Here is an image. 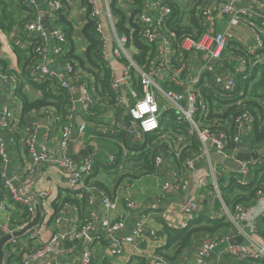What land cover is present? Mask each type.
<instances>
[{"label": "crops", "instance_id": "1", "mask_svg": "<svg viewBox=\"0 0 264 264\" xmlns=\"http://www.w3.org/2000/svg\"><path fill=\"white\" fill-rule=\"evenodd\" d=\"M0 1L6 7V16H9L13 23L8 31L0 29V72L15 78L14 81L8 82L0 77V120L1 112L4 109L10 114L9 130H0L7 154L6 163L0 159V172L3 171L8 178L15 179L18 193L32 204L35 211L36 205L39 206L40 202L38 194L46 192L47 208L40 209L41 221L34 228L40 232L38 240L47 242L55 233L68 232L74 227L78 228L90 221L91 218L96 231L102 238L100 244L92 245H89L86 240L77 242L69 239L66 242H59V245L64 247V252L56 258L43 260L41 264L64 262L76 264V260L80 258L81 249L85 247H89L91 250V264L105 262L151 264L149 256L156 254V251L166 244L164 226L182 229L190 221L180 210V205L184 201L190 200L197 205L199 212L196 217L200 215H207L211 218L220 217V189L227 188L231 179L237 182L233 176L234 169L224 164L226 159L218 156L213 147H209L207 156L203 155L195 135V146L188 150L190 145L185 141L186 136L177 135L168 129L161 135H143L138 139L129 134L127 129L131 128V120L128 110L135 101L132 94L140 96L139 75L135 69H131V78L126 84L121 85L118 95L110 90L111 79L115 76L120 77L127 65L126 60L118 59L114 55L116 38H130H128L130 42L125 44V49L128 56L134 61L140 56L142 49H148H146L145 61L142 62V65L135 62L144 69L154 70L156 82L164 89L173 87L170 82L171 69L176 66L184 64L181 73L184 81L196 77L199 65L198 54L190 51L184 54L183 62L177 61L173 53L177 36L170 28L158 33L150 47L145 46L147 42L139 35L136 42L133 41L131 25L135 24V15L143 10L155 15L158 11L155 0L141 2L136 0H97L101 10L104 11L107 8L112 14V21L104 13L100 14L99 19H93L85 0H60L62 10L55 25L64 30L65 41L62 56L50 55V66L59 75V78L68 80L73 90L81 83L86 84L92 100L91 114L86 115L79 109H72L68 100L59 108L52 104L29 111L25 116L22 112V101L18 90L21 88L31 98L30 100L39 98L40 91L33 89V86L39 81V76H37L38 73L30 76L35 62L30 63V69L24 71L23 63H19L13 51L15 48L20 50L22 60L26 59L28 62L34 55L32 44L29 43V35L23 27L25 23L33 21L35 15L31 10L25 8L23 0ZM37 1L39 17L47 30L50 31L53 25L50 24L52 20L48 21L47 7L41 0ZM169 4L173 9L169 25L183 27L187 31V35L194 38H199L206 27L212 26L216 31L225 27L226 20L218 15L221 5L218 0H169ZM207 4L212 10L208 20L201 14V10ZM121 20L123 21L121 22ZM97 23L100 25L101 34L106 38L105 56H102L103 47L101 48L99 34L95 30ZM119 24L122 26L119 27ZM123 30L128 32L127 35L123 33ZM235 35L236 45L228 49L224 58L226 60L224 70L230 74L233 72L236 56L253 44L251 30L246 25H239L235 29ZM34 59H36L35 56ZM66 63L74 68L76 74L69 76L66 73L64 69ZM254 73L255 71L250 79L254 78ZM49 84L53 95L59 97L58 81ZM245 85L246 83L242 82L241 88L245 89ZM249 87L252 88V85L249 84L247 88ZM177 91L182 90L177 89ZM203 91V103L212 113V107L216 106V98L211 88ZM74 97L75 94L73 99ZM158 99L160 103H163L161 96H158ZM255 101L257 106L254 113L259 116L263 101L259 99ZM181 105L184 106V103ZM176 116L174 111L164 112L160 123L161 129L163 130L167 123L172 124V119H175ZM67 125L72 126L67 144V156L76 162L87 157L93 159V174L85 183L89 187L103 191L111 200L117 199L116 210L106 212L96 195L93 197V202L90 203V196L93 192H82L81 195L73 193L62 180V171L54 160L61 155L59 142L62 129ZM80 125L85 126L83 134L78 133ZM32 128H35L36 142L47 147L48 161L38 165H34L30 161L21 142ZM153 136H157V144L160 143L163 162L159 166L154 164L153 173L142 174L139 168L141 161L135 157L139 154L136 150L144 149L145 153L150 150L155 139H152L151 143L147 141ZM245 139L247 142H244L243 138V141L237 145V151L227 161L235 164L236 156L242 149H247L250 153L256 152L260 154L257 159H264V147L252 141L249 142L246 137ZM179 146L183 147L180 152L184 156L182 161L178 160V156V158L170 157L165 150L168 147L176 153V148ZM193 158H196L194 171H186L185 162ZM260 165L253 167L250 173L251 178ZM210 167L214 169L219 187V197L209 186L204 189L197 188L198 180L209 172ZM174 173L187 179L188 185L185 190L175 188ZM130 181L133 182L132 187L130 190H126V184ZM163 186H165L164 190ZM127 196L134 201V209L129 210L124 206V198ZM257 198L256 196L253 203L248 204L257 209V215L253 218L255 228L262 226L264 216V209L258 206ZM58 200L61 203L56 211L53 208V203ZM0 201H4L8 205L7 213H1L0 218L3 223L9 222L10 225V218L14 210L10 207V198L3 191L1 182ZM140 211H143L147 217L142 225L143 239L136 240L141 246L143 256H131L132 252L128 246H125L122 257H111L106 248L107 237L101 227V221L106 217L111 220L123 219L127 221L126 227L122 231L123 235H127L132 230L134 220ZM230 225L229 229L223 231L221 237L217 235L194 237L191 244L177 256L175 261H171L169 264H195V255L204 242L220 239H227L228 242L229 239L237 236L236 229L231 223ZM26 239L27 236L21 237L19 245L26 244ZM227 242L218 243L207 259L208 264H236L235 258L225 254L228 247Z\"/></svg>", "mask_w": 264, "mask_h": 264}, {"label": "built area", "instance_id": "2", "mask_svg": "<svg viewBox=\"0 0 264 264\" xmlns=\"http://www.w3.org/2000/svg\"><path fill=\"white\" fill-rule=\"evenodd\" d=\"M47 7V18L52 20L51 30L42 23L38 8L37 0H23L26 9L31 10L35 18L31 22L24 24V31L29 35V43L33 47L35 56V63L32 67L30 76L38 73L39 81L41 82H55L58 81L59 91L66 92L67 98L71 103L72 109H79L84 114H91V96L87 89L86 84L81 83L73 90L67 79L59 78L50 66V55L62 56L63 44L65 41V33L62 27L56 26V21L59 19L62 10L60 0H41ZM90 9V15L93 19H99L100 14L104 13L110 21L113 17L109 10H101L98 6L97 0H85ZM141 2L143 0H136ZM158 11L155 15L147 10L137 13L134 17L135 24L139 29V37L147 42V46H151L156 40L158 33L164 32L168 29L167 24L172 15V7L169 0H155ZM220 9L218 15L226 20L225 27L216 31L212 26L204 28L199 38H194L190 35H183L176 39L173 49L174 56L177 61L183 62L184 54L194 51L198 54V70L195 78H190L184 81L181 77L184 64L176 66L171 69L170 82L171 89H164L155 80V71L144 69L128 56L125 44L130 42L128 37L116 38V46L113 49L114 55L118 59L127 61V65L123 70L120 77H113L110 81V90L115 95H118L121 85L126 84L131 76V69H135L139 75L140 96L132 94L135 98L132 106H130L128 113L131 122V128L127 132L135 139L143 135H152L158 133L161 128V118L164 112L174 111L177 116L174 121L176 124H184L188 126L189 132L194 134L202 149L203 155H208L209 147H213L216 154L222 159L230 160L237 151V145L245 138V130L247 126L253 122V114L245 105H248L249 90L251 87L245 89L241 88L242 82L250 79L253 71L257 68L264 67V0H218ZM202 16L208 20L211 17L212 10L207 4L201 10ZM246 25L250 28L252 33V46L245 49L241 54L237 55L232 74L224 70L226 63L225 55L229 48L236 45L237 38L235 29L239 25ZM96 32L99 34L101 43L102 56H105L104 47L106 38L101 34L100 25L97 23ZM169 30V29H168ZM172 32V31H171ZM52 41V43H51ZM66 73L70 76L75 73L74 68L66 63L64 67ZM76 74V73H75ZM0 77L5 81L11 82L15 78L11 75H3L0 72ZM212 89L216 98V105L220 108L212 111V116L222 114L229 107H234L238 114L233 119L236 130L234 134L229 133V121H222L220 123L213 122L212 125H202L201 116H209L211 111L203 103V89ZM180 89L182 91H177ZM78 95V100L73 99V95ZM158 96L163 98V103H160ZM151 97V102L148 98ZM148 103L149 108L154 103L156 106L155 112L147 111L141 112L139 105ZM184 103V106L181 105ZM133 112L136 115H133ZM9 116L10 114L6 109L1 112L0 130H9ZM139 116V119L136 118ZM155 116L156 127L149 128L147 120ZM229 116V115H228ZM217 124L222 130H212L213 125ZM71 125H67L62 129L61 141L59 142V149L61 155L57 157L54 162L62 171V180L66 183L67 187L73 193L93 192L90 196V203L93 202V197L96 195L106 212L116 210L118 201L117 199L111 200L103 191L94 187H89L85 182L91 177L94 169L93 159L90 157L84 158L81 161H74L67 156V144L71 134ZM85 129L84 125H80L78 133L83 134ZM35 128H32L21 140L24 145L25 152L30 161L34 165L45 163L48 161L47 147L36 142ZM231 142L234 147L229 148L227 142ZM264 147V145H263ZM183 147L176 148L175 156H178ZM256 153V152H255ZM0 159L3 163L7 162V154L5 143L0 135ZM196 158L190 159L185 162V170L193 172L195 169ZM263 160L256 159L248 162H241L237 168L233 170V176L236 178L237 183L245 186L249 183L248 179L253 167H256ZM163 162L162 156L158 155L154 159L155 166H159ZM173 181L175 188L185 190L188 181L184 176H178L174 173ZM0 182L2 189L6 192L7 197L10 198V207L21 208V212L26 214L25 222L17 229H10L9 222L3 223L0 218V237L10 234L13 231L20 230L31 222L34 217L35 210L30 202L25 200L15 187V179L8 178L5 172H0ZM132 181L127 183L126 190L132 187ZM209 186L219 197V187L217 179L214 174V169L210 167L209 172L202 176L197 182L198 189H204ZM165 186H163V190ZM46 192L38 194L40 200L39 207L42 210L47 208L45 203ZM257 203L264 209V195L260 192L257 193ZM221 206L219 211L221 215L219 218H228L229 222L236 229L237 236L243 238L246 243L245 247L241 246H228L225 254L238 261H264V241L260 238L257 229L253 225V218L256 216L257 209L252 206L236 205L234 209L229 210L222 199L219 197ZM124 206L127 209H134L135 203L129 197L124 198ZM181 212L187 216L189 220L194 219L199 209L192 201H184L180 205ZM8 205L4 201H0V214H6ZM146 215L140 211L135 218L132 230L129 234L123 235L122 231L126 227V222L123 219L111 220L106 217L101 221V227L107 237L106 248L111 257H122L124 254V247L128 246L131 256H143L141 246L136 242L137 239H143L142 225L146 220ZM36 228V227H35ZM40 232L32 229L25 234L27 236V243L19 245L20 238H12L6 245H10L17 254H20V261L14 264H41L43 260L49 258H56L64 252V247L59 245V242H66L69 239L74 241L86 240L89 245L100 244L102 242L101 235L94 227L92 218L90 221L83 225L72 228L68 232H58L50 237L47 242L38 240ZM22 237V238H24ZM227 242V239L213 240L204 242L195 255V264H208L207 259L213 249L218 243ZM5 245V246H6ZM4 246V249H5ZM20 246V247H18ZM14 251L9 253L8 256H13ZM5 253V250H4ZM4 256V260L8 258ZM141 256V257H142ZM151 264H169L165 259L159 255L153 254L149 256ZM92 255L89 247L81 249L80 258L76 260V264H91ZM249 262V263H251ZM4 264V262H3ZM57 264H74L72 262H64Z\"/></svg>", "mask_w": 264, "mask_h": 264}, {"label": "trees", "instance_id": "3", "mask_svg": "<svg viewBox=\"0 0 264 264\" xmlns=\"http://www.w3.org/2000/svg\"><path fill=\"white\" fill-rule=\"evenodd\" d=\"M5 5L0 1V29L4 31H8L10 27H12L13 23L9 19V16H6L5 12ZM123 20H121L122 22ZM170 21L168 22V28L172 30L177 38H180L183 35H187V31L178 25H169ZM122 26L119 24V27ZM133 31V41L136 42L139 34V29L136 24L131 25ZM123 33L127 35L128 32H125L123 30ZM129 38V37H128ZM130 39V38H129ZM197 39V38H196ZM146 47H150L145 45ZM34 44L31 45L32 51H33ZM144 47V46H143ZM147 49V48H146ZM146 49L141 50V54L139 57L135 58V61L139 64L142 65V62L145 61V54H146ZM148 50V49H147ZM14 54L17 57V60L22 62V66L24 68V71L26 69H30V66L32 63L35 62L34 55L31 56V59L26 60L21 57V51L18 50L17 48L14 49ZM33 60V62H32ZM31 63V64H30ZM30 65V66H29ZM254 78L248 79L245 81V90H247V87L249 84L252 85V88L249 90V96H248V105H245L246 108L251 111L253 114V122L249 126H247L245 132V137L249 139V142L252 141L256 143L257 145H264V67L263 68H257L255 70V73L253 74ZM51 82H41L37 83L36 85H32L33 89H36L40 91L41 96L39 98H36L34 100H30L31 98L26 95L21 88H19L18 93L22 101V112L23 115L25 116L29 111L40 109L49 105H55L56 107H60L64 104L67 103L68 98L66 92L61 93L59 91V97L53 95L51 91V85L49 84ZM206 90V89H203ZM202 90V93L204 94V91ZM205 97V96H204ZM261 100L263 101V105L261 106V112L259 116H256L254 113L255 107L257 106V103L255 100ZM220 107L216 105L215 107H212V110H217ZM235 110L234 107H229L227 108L226 111H224L222 114L212 116V113H210L209 116H201V121L202 125H212L213 122L220 123L222 121H229V133L234 134L236 128L235 124L233 122V119L236 117L234 116L235 114H238ZM229 115V116H228ZM173 117V116H172ZM171 130L175 134L179 135L182 134L183 136H186V143L190 145L188 148L191 149L192 147L194 148L195 142H194V134L191 132L187 131L189 130L188 126L181 124L178 125L175 123L174 118L172 119V124H165L163 127V130L160 128L157 135H161L165 130ZM223 128L218 127L217 124L213 125L212 130H222ZM182 138V137H179ZM177 138V139H179ZM152 139H155V143L150 146V150H147L146 153L144 152V149H137L136 152L139 153L135 157L137 158L138 161H141V165L139 168L142 171V174H150L153 173L154 171V159L156 156L160 155L161 156V146L160 143L157 144L158 139L157 136L149 138L147 141L148 143H151ZM244 142H247V139L244 138ZM229 144V148L234 147L232 146V143L229 141L227 142ZM237 147V146H236ZM170 157L178 158L179 161L183 160L182 156L183 154H179L178 157L175 156V152H172L170 148L165 149ZM171 151V152H170ZM261 164V165H260ZM259 168H257L254 172V176H249V183L245 186L237 183L234 179H231L230 184L227 188H222L220 189L221 193V199L225 206L229 210H233L236 205H244V206H249L248 204H252L254 199L257 196V193L260 192L262 195H264V159L262 163H260ZM258 166V165H257ZM251 178V179H250ZM84 198V197H83ZM84 201V199H83ZM59 200L53 203V208L58 211V205H59ZM11 223L9 227L14 230L19 228L26 220V214L21 212V208L17 207L14 209L12 212V217ZM230 222L225 219L224 217L221 218H211L210 216L207 215H200L196 217L193 220H190L185 228L182 229H174L170 228L167 226H164L163 232L166 235V244L162 248H159L156 251V254L165 259L168 263L171 261H175L177 256L180 255V253L186 249L190 244L191 241L193 240L194 237L196 236H202V235H217L220 236L222 235L223 231H226L227 229L230 228ZM257 232L260 236V238L264 241V216L262 218V226L257 227ZM5 254L6 256L9 255V253L13 252L14 249L10 245L5 246ZM20 261V254H17V252L14 251L13 256H8L7 259L4 260V264H14L15 262ZM236 264H264V261H238L235 260ZM251 262V263H249ZM103 264H111L109 262H105Z\"/></svg>", "mask_w": 264, "mask_h": 264}, {"label": "water", "instance_id": "4", "mask_svg": "<svg viewBox=\"0 0 264 264\" xmlns=\"http://www.w3.org/2000/svg\"><path fill=\"white\" fill-rule=\"evenodd\" d=\"M74 100H78L77 94H75ZM258 156H260V154L250 153V152H248L247 149H242V150H240V153L237 154V156H236L235 164H232L231 162H229L227 160L224 161V164L233 168V169H236L239 163L256 160L258 158ZM40 221H41V211H40V208L37 204L35 216L31 220V222H29L25 227H23L20 230L13 231L10 234H6V235L0 237V264H3V262H4V256H5L4 246L12 238L24 237L27 232H29L30 230L37 227L39 225ZM227 243H228V246H231V247H233V246L245 247L246 246V243L244 242L243 238L240 236H236L234 238L229 239Z\"/></svg>", "mask_w": 264, "mask_h": 264}, {"label": "clouds", "instance_id": "5", "mask_svg": "<svg viewBox=\"0 0 264 264\" xmlns=\"http://www.w3.org/2000/svg\"><path fill=\"white\" fill-rule=\"evenodd\" d=\"M148 100H149V102H151V97H149ZM139 108L141 109V112H147V111L155 112V110H156V106H155L154 103L151 105V108H149L148 103H142V104H140V105H139ZM133 115L135 116L136 113L133 112ZM136 118L139 119V116H137ZM146 123H147V125H148L149 128H154V127H156V123H157V122H156V118H155V116L150 117V118L147 120Z\"/></svg>", "mask_w": 264, "mask_h": 264}, {"label": "rangeland", "instance_id": "6", "mask_svg": "<svg viewBox=\"0 0 264 264\" xmlns=\"http://www.w3.org/2000/svg\"><path fill=\"white\" fill-rule=\"evenodd\" d=\"M228 220V218H226Z\"/></svg>", "mask_w": 264, "mask_h": 264}]
</instances>
